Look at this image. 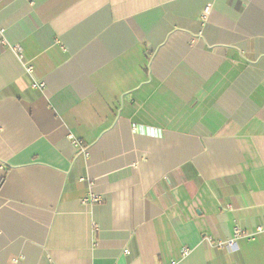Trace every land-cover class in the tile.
Segmentation results:
<instances>
[{
	"label": "crops",
	"instance_id": "0c3cea01",
	"mask_svg": "<svg viewBox=\"0 0 264 264\" xmlns=\"http://www.w3.org/2000/svg\"><path fill=\"white\" fill-rule=\"evenodd\" d=\"M173 261L264 264V0H0V264Z\"/></svg>",
	"mask_w": 264,
	"mask_h": 264
},
{
	"label": "built area",
	"instance_id": "2783aa9c",
	"mask_svg": "<svg viewBox=\"0 0 264 264\" xmlns=\"http://www.w3.org/2000/svg\"><path fill=\"white\" fill-rule=\"evenodd\" d=\"M16 49H19L18 47ZM26 71L29 72L30 71V67H27L26 68ZM32 87L33 88H36V89H42L44 87V83L43 82H34L32 84ZM72 143H73V146L76 147V148H80V151L84 152V150L80 147V142L76 141V140H72ZM101 197L98 196V195H94V194H91L89 195L87 198H85L83 200L84 203H92V204H96V203H100L101 202ZM263 228H257L256 231L257 232H260L262 231ZM244 236H249V235H246L245 232L241 229V228H234L233 230V238H230L226 241H218L216 242V246L220 249H224L226 251H231L235 244H236V240H238L239 238L241 237H244ZM189 253V248L187 247H183L181 249V254L182 256H185ZM171 264H177L176 262H171Z\"/></svg>",
	"mask_w": 264,
	"mask_h": 264
}]
</instances>
